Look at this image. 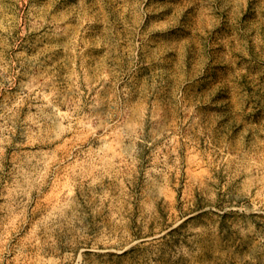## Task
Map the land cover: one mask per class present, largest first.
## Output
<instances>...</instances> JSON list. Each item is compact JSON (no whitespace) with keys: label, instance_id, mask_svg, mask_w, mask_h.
I'll return each mask as SVG.
<instances>
[{"label":"rangeland","instance_id":"rangeland-1","mask_svg":"<svg viewBox=\"0 0 264 264\" xmlns=\"http://www.w3.org/2000/svg\"><path fill=\"white\" fill-rule=\"evenodd\" d=\"M79 263L264 264V0H0V264Z\"/></svg>","mask_w":264,"mask_h":264},{"label":"bare ground","instance_id":"bare-ground-1","mask_svg":"<svg viewBox=\"0 0 264 264\" xmlns=\"http://www.w3.org/2000/svg\"><path fill=\"white\" fill-rule=\"evenodd\" d=\"M69 230H70V229H69ZM72 231H73V230H72ZM58 233H59V232H58ZM58 233H57V234H58ZM72 233H73V232H72ZM72 233H71V234H72ZM74 233H75V232H74ZM59 234H60V233H59ZM67 234H68V233H67ZM71 234H70V235H71ZM73 235H75V234H73ZM76 239H77V238H76ZM74 240H75V239H74ZM85 241H86V240H85ZM87 241H88V239H87ZM75 242H76V241H75ZM88 242H89V241H88ZM76 243H77V242H76ZM85 243H86V242H85ZM65 244H66V243H65ZM70 249H71V248H70ZM77 249H78V248H77ZM76 253H77V252H76ZM72 257H73V255H72ZM73 260H74V259H73ZM90 263H91V262H90ZM90 263H89V264H90ZM79 264H80V263H79Z\"/></svg>","mask_w":264,"mask_h":264}]
</instances>
